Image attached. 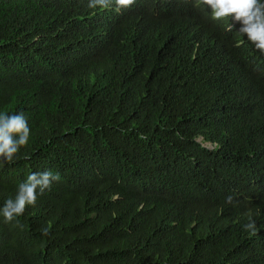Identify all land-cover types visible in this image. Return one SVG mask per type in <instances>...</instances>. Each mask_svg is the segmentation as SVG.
<instances>
[{
    "label": "trees",
    "instance_id": "1",
    "mask_svg": "<svg viewBox=\"0 0 264 264\" xmlns=\"http://www.w3.org/2000/svg\"><path fill=\"white\" fill-rule=\"evenodd\" d=\"M90 2L0 0V114L30 128L0 208L61 175L0 215V264H264V55L197 0Z\"/></svg>",
    "mask_w": 264,
    "mask_h": 264
},
{
    "label": "clouds",
    "instance_id": "2",
    "mask_svg": "<svg viewBox=\"0 0 264 264\" xmlns=\"http://www.w3.org/2000/svg\"><path fill=\"white\" fill-rule=\"evenodd\" d=\"M135 0H115L116 11L122 8L131 7ZM198 5H205L211 9V16L214 20H223L231 17L239 22L242 27L239 29L241 35H246L255 49L264 55V2L261 0H197ZM100 5L107 8L106 0H94L90 2L88 8H96ZM232 25H229V30ZM239 44V42H238ZM15 137H18L16 139ZM30 137V128L24 114L13 115L0 114V161L11 163L21 147L27 145ZM61 175L52 171L34 172L26 177V180L18 185L15 199L5 201L0 208L6 222H11L14 218L23 215L26 206L35 205L37 192L43 194L50 189L53 182H59ZM231 201V197L228 198ZM247 230L256 234V227L252 224L245 225ZM43 234H48V229L42 230Z\"/></svg>",
    "mask_w": 264,
    "mask_h": 264
}]
</instances>
